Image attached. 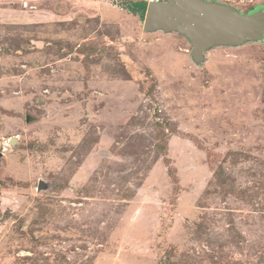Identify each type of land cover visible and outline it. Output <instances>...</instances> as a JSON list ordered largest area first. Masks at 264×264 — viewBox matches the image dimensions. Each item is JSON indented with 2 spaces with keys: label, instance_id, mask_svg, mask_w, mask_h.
I'll return each instance as SVG.
<instances>
[{
  "label": "rangeland",
  "instance_id": "obj_1",
  "mask_svg": "<svg viewBox=\"0 0 264 264\" xmlns=\"http://www.w3.org/2000/svg\"><path fill=\"white\" fill-rule=\"evenodd\" d=\"M132 1L0 0V264H264V41Z\"/></svg>",
  "mask_w": 264,
  "mask_h": 264
},
{
  "label": "water",
  "instance_id": "obj_2",
  "mask_svg": "<svg viewBox=\"0 0 264 264\" xmlns=\"http://www.w3.org/2000/svg\"><path fill=\"white\" fill-rule=\"evenodd\" d=\"M144 29L147 33L176 32L185 37L192 46L193 62L200 65L214 47L264 41V5L244 14L214 0H152L147 7Z\"/></svg>",
  "mask_w": 264,
  "mask_h": 264
},
{
  "label": "trees",
  "instance_id": "obj_3",
  "mask_svg": "<svg viewBox=\"0 0 264 264\" xmlns=\"http://www.w3.org/2000/svg\"><path fill=\"white\" fill-rule=\"evenodd\" d=\"M148 4L149 2L147 1H132L127 3L125 6L131 13L145 19Z\"/></svg>",
  "mask_w": 264,
  "mask_h": 264
},
{
  "label": "crops",
  "instance_id": "obj_4",
  "mask_svg": "<svg viewBox=\"0 0 264 264\" xmlns=\"http://www.w3.org/2000/svg\"><path fill=\"white\" fill-rule=\"evenodd\" d=\"M52 14H53V13H52ZM53 16H54V17H56L57 15L53 14V15H52V17H51V19H52V20L54 19V17H53ZM52 20H51V21H52Z\"/></svg>",
  "mask_w": 264,
  "mask_h": 264
},
{
  "label": "bare ground",
  "instance_id": "obj_5",
  "mask_svg": "<svg viewBox=\"0 0 264 264\" xmlns=\"http://www.w3.org/2000/svg\"><path fill=\"white\" fill-rule=\"evenodd\" d=\"M10 143L12 144V142L10 141ZM15 143V139L13 140V144Z\"/></svg>",
  "mask_w": 264,
  "mask_h": 264
}]
</instances>
